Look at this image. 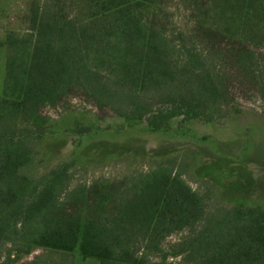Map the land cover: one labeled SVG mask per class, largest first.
<instances>
[{
	"label": "trees",
	"instance_id": "16d2710c",
	"mask_svg": "<svg viewBox=\"0 0 264 264\" xmlns=\"http://www.w3.org/2000/svg\"><path fill=\"white\" fill-rule=\"evenodd\" d=\"M209 1L251 40L264 42V0ZM71 3L84 14L72 13ZM156 4L30 0L26 32L5 38L0 114L34 115L75 89L99 109L153 131L176 117L212 121L228 91L200 53L173 43L144 15ZM41 134L0 122V242L18 245V254L0 264L37 247L99 264H152L150 254L160 256L159 264L173 257L178 264H264V206L208 209L205 195L171 165L128 176L129 195L109 209L68 213L69 206L86 205L92 190L102 195L96 186L70 185L68 162L37 177L25 174ZM181 232L164 248L168 236Z\"/></svg>",
	"mask_w": 264,
	"mask_h": 264
},
{
	"label": "rangeland",
	"instance_id": "374dc122",
	"mask_svg": "<svg viewBox=\"0 0 264 264\" xmlns=\"http://www.w3.org/2000/svg\"><path fill=\"white\" fill-rule=\"evenodd\" d=\"M30 0H0V97L5 86V43L11 32H26ZM72 13L83 15L71 3ZM146 15L180 47L204 57L209 70L228 91L227 101L210 122L176 117L162 130L144 122L126 121L99 109L79 90H71L55 104L34 115L6 118L14 128L38 129L32 142L33 159L23 169L37 177L61 162L72 172L70 185L96 186L86 205L69 206L70 212L103 209L129 195L125 180L157 165H171L187 183L205 195L208 209L264 206V42L251 40L247 30L216 12L209 0H157ZM177 50V49H176ZM178 53V50H177ZM178 62V60H175ZM185 232L168 236L164 248ZM18 245L0 242V262L13 259ZM75 264H97L93 258ZM179 257L164 264H178ZM152 264L159 255L150 254Z\"/></svg>",
	"mask_w": 264,
	"mask_h": 264
},
{
	"label": "crops",
	"instance_id": "0c3cea01",
	"mask_svg": "<svg viewBox=\"0 0 264 264\" xmlns=\"http://www.w3.org/2000/svg\"><path fill=\"white\" fill-rule=\"evenodd\" d=\"M79 258L82 257L76 253L47 247H37L30 253L20 257L19 260L13 264H75L77 262L76 260H80ZM97 264H99V262Z\"/></svg>",
	"mask_w": 264,
	"mask_h": 264
}]
</instances>
